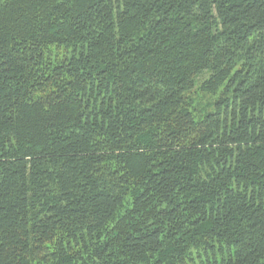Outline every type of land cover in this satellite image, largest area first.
Here are the masks:
<instances>
[{"label": "trees", "instance_id": "obj_1", "mask_svg": "<svg viewBox=\"0 0 264 264\" xmlns=\"http://www.w3.org/2000/svg\"><path fill=\"white\" fill-rule=\"evenodd\" d=\"M0 264H264V0H0Z\"/></svg>", "mask_w": 264, "mask_h": 264}, {"label": "rangeland", "instance_id": "obj_2", "mask_svg": "<svg viewBox=\"0 0 264 264\" xmlns=\"http://www.w3.org/2000/svg\"><path fill=\"white\" fill-rule=\"evenodd\" d=\"M209 96H197L196 102H195V106L198 108L203 107L204 105H206L207 101L209 100Z\"/></svg>", "mask_w": 264, "mask_h": 264}]
</instances>
